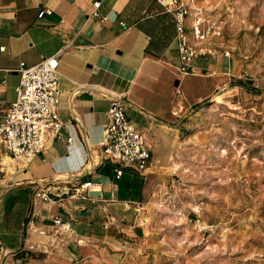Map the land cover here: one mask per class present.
<instances>
[{
  "label": "crops",
  "instance_id": "crops-1",
  "mask_svg": "<svg viewBox=\"0 0 264 264\" xmlns=\"http://www.w3.org/2000/svg\"><path fill=\"white\" fill-rule=\"evenodd\" d=\"M40 9L50 12L38 17ZM175 32L156 0H0V122L16 97L20 63L57 55L64 123L28 165L0 146V264H120L138 248L151 160L144 172L124 168L116 178L114 162L102 159L111 95H123L128 118L151 145L229 79L220 51L178 74ZM86 180L98 192L74 194ZM39 189L46 200L35 196Z\"/></svg>",
  "mask_w": 264,
  "mask_h": 264
},
{
  "label": "rangeland",
  "instance_id": "rangeland-1",
  "mask_svg": "<svg viewBox=\"0 0 264 264\" xmlns=\"http://www.w3.org/2000/svg\"><path fill=\"white\" fill-rule=\"evenodd\" d=\"M197 3L228 83L151 142L144 237L120 264H264V0Z\"/></svg>",
  "mask_w": 264,
  "mask_h": 264
},
{
  "label": "built area",
  "instance_id": "built-area-1",
  "mask_svg": "<svg viewBox=\"0 0 264 264\" xmlns=\"http://www.w3.org/2000/svg\"><path fill=\"white\" fill-rule=\"evenodd\" d=\"M172 16L178 61V74L194 73V59L215 54L212 40L221 35L216 21L210 19L197 0H156ZM99 1L94 2L98 7ZM40 9L38 17L49 13ZM3 50V47H0ZM226 54V53H224ZM16 97L5 109L0 122V146L20 165H28L46 146L58 137L64 123L58 112L60 82L57 55L44 57L33 65L20 63ZM123 95H111L107 110L108 122L100 141L102 159L114 162V176L119 178L124 168L144 172L152 158L151 145L145 135L128 118ZM71 138H68V141ZM98 192L96 183L86 180L73 186V193L85 198ZM36 197L48 198L45 190ZM60 223V219H54Z\"/></svg>",
  "mask_w": 264,
  "mask_h": 264
},
{
  "label": "trees",
  "instance_id": "trees-1",
  "mask_svg": "<svg viewBox=\"0 0 264 264\" xmlns=\"http://www.w3.org/2000/svg\"><path fill=\"white\" fill-rule=\"evenodd\" d=\"M236 85H240V86H245L244 83H242L241 81H238L235 83ZM200 107L199 105H197L195 108Z\"/></svg>",
  "mask_w": 264,
  "mask_h": 264
}]
</instances>
